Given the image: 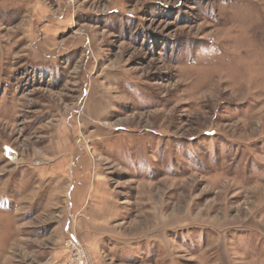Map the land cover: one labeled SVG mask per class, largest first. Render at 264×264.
<instances>
[{"label": "rangeland", "instance_id": "obj_1", "mask_svg": "<svg viewBox=\"0 0 264 264\" xmlns=\"http://www.w3.org/2000/svg\"><path fill=\"white\" fill-rule=\"evenodd\" d=\"M72 236L264 264V0H0V264Z\"/></svg>", "mask_w": 264, "mask_h": 264}, {"label": "built area", "instance_id": "obj_2", "mask_svg": "<svg viewBox=\"0 0 264 264\" xmlns=\"http://www.w3.org/2000/svg\"><path fill=\"white\" fill-rule=\"evenodd\" d=\"M4 155L8 160H12L15 150L10 146H5ZM65 246L69 251V260L66 264H93L88 249L83 246L78 238L70 237Z\"/></svg>", "mask_w": 264, "mask_h": 264}]
</instances>
